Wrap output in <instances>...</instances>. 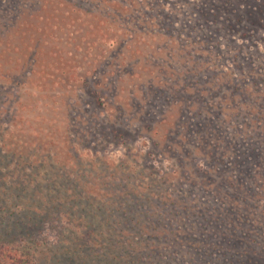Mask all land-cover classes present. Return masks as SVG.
Instances as JSON below:
<instances>
[{
	"label": "rangeland",
	"instance_id": "1",
	"mask_svg": "<svg viewBox=\"0 0 264 264\" xmlns=\"http://www.w3.org/2000/svg\"><path fill=\"white\" fill-rule=\"evenodd\" d=\"M142 1L0 0V96L12 88L31 103L36 95L78 92L95 110L101 97L108 124H129L140 133L132 144H110L104 150L113 159L129 156L132 186L149 183L147 192L163 191L157 203L264 208V46L255 47L259 34L250 44L235 31L236 42H231L222 31L207 30L219 25L192 16L193 0ZM258 49L263 53L259 59ZM74 78L87 80L88 86L78 82L75 87ZM178 98L183 103L179 119L163 118ZM21 111L36 115L27 107ZM140 111L150 113L132 116ZM142 116L152 131L142 127ZM139 150L152 155L139 158ZM151 160L173 179L170 184L161 186V179L139 174L138 167ZM123 184L120 180V189ZM198 220L205 225L202 216ZM159 242L162 260L173 264L178 248ZM101 249V256L92 252L69 264H120L119 249Z\"/></svg>",
	"mask_w": 264,
	"mask_h": 264
},
{
	"label": "trees",
	"instance_id": "2",
	"mask_svg": "<svg viewBox=\"0 0 264 264\" xmlns=\"http://www.w3.org/2000/svg\"><path fill=\"white\" fill-rule=\"evenodd\" d=\"M191 4L192 16L219 25L209 32L222 31L236 42L234 32L241 31L250 44L259 34L255 47L264 46V0H193ZM256 52L259 59L262 50ZM78 82L82 88L88 86L85 79L72 80L75 87ZM9 89V95L0 96V264H69L70 259L92 252L101 256V247L108 246L120 250V264H167L160 239L178 248L173 264H264V208L255 203L250 209L243 203H201L197 208L195 203H157L163 191L147 192L149 183L139 189L129 183L133 171L129 156L125 161L105 153L110 144H132L140 133L129 124H108L101 115L105 110L101 97L95 110L78 92L36 95L38 99L27 103L17 90ZM180 102V98L171 101L177 111L166 110L163 118L178 120L183 111ZM25 107L36 115L24 114ZM147 118L153 119L151 114ZM148 119H140L142 127L152 131ZM149 153L139 150L135 156L150 157ZM153 161L140 165L139 174L152 181L161 179V186L171 183L173 179ZM247 172L243 169L242 174L250 176ZM165 198L170 201L172 195L166 193ZM166 212H172V218L166 219ZM201 216L205 225L198 220ZM110 236L116 239L110 242Z\"/></svg>",
	"mask_w": 264,
	"mask_h": 264
}]
</instances>
